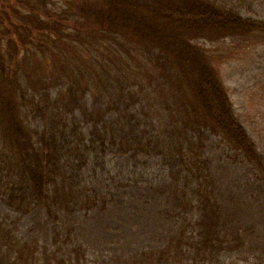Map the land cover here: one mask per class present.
<instances>
[{
	"label": "trees",
	"instance_id": "16d2710c",
	"mask_svg": "<svg viewBox=\"0 0 264 264\" xmlns=\"http://www.w3.org/2000/svg\"><path fill=\"white\" fill-rule=\"evenodd\" d=\"M51 1L0 0V201L7 207L26 214L41 206L46 217L56 220L57 206L70 212L84 205L71 187L54 184L62 160L78 151L73 141L77 131L67 125L65 116L76 109L95 122L98 128L93 133L102 146L119 153L158 155L171 171L185 163L198 180L194 192L207 189L210 179L205 184L200 181L206 162L191 161L186 151L191 146L201 149L202 141L212 136L260 169L254 143L232 113L216 61L200 41L264 43V19L244 15L223 0H63L58 7ZM107 42L130 56L134 52L144 57L141 67L163 91L166 104H151L155 109L152 130L137 133L134 116H130L134 104H122L135 98L132 92L128 97L129 80H116L108 88L110 104H97L96 98L89 112L82 102L85 88L79 93L70 90L69 104H26L29 84L47 82L44 69L54 65L52 59L58 52L72 47L76 55H85L79 60L84 57L85 63L94 64L98 59L89 54L90 46L100 48ZM103 88L107 92L106 84ZM26 110L48 115L49 127L42 133L32 132L25 122ZM114 112L119 115L113 121L105 118ZM187 135L201 141L187 146L183 141ZM260 172L264 182V170ZM162 191L175 201L177 219L175 231L160 246L127 256L90 258L82 244L68 243V235L56 246L21 241L0 220V264H230L237 249L259 247L260 243L247 240L249 229L216 196L205 192L195 199L171 181ZM262 255H247L244 264H264Z\"/></svg>",
	"mask_w": 264,
	"mask_h": 264
},
{
	"label": "rangeland",
	"instance_id": "374dc122",
	"mask_svg": "<svg viewBox=\"0 0 264 264\" xmlns=\"http://www.w3.org/2000/svg\"><path fill=\"white\" fill-rule=\"evenodd\" d=\"M11 1L18 3V0ZM223 1L237 6L244 15L264 19V0ZM51 3L58 7L63 0ZM200 44L216 61V69L232 104V113L250 135L260 169L244 162L219 137L212 136L202 141L199 150H192V146L188 150L187 147V158L193 162H206L200 181L205 184V180L210 179L207 189L194 192L198 180L185 168V163L175 166L173 173L158 155H134L131 150L119 153L114 147L102 146L93 133L98 128L94 126L95 122L76 109L65 116L67 125H73L77 131L73 141L78 151L68 153L62 160L54 184L71 187L74 194L81 196L84 205L74 206L70 212L59 210L57 206V218L52 220L46 217L41 206L36 205L22 214L0 201V220L12 229L16 238L56 246L68 235V243L82 244L90 258L99 259L127 256L140 249L160 246L176 228L175 201L168 197V191H162L163 185L171 181L177 182L178 187L184 188L188 196L195 199L207 192L228 204L229 212L249 229L247 240L256 245L260 243L259 247L237 249L228 260L230 264H244L247 255L252 258L257 253L263 254L264 261V182L260 180V170H264V43L225 39L201 40ZM77 52L72 47L58 52L59 55L52 59L54 65L44 69L43 79L47 82L32 81L29 84L27 97L30 100L26 104L39 103L42 107L44 104L47 107L69 104V91L74 89L79 93L85 88L81 101L89 112L96 98L99 99L97 104H110L112 98L108 88H112L111 84L114 86L118 79L121 82L129 80L128 97L132 92L135 98L122 104H134L130 116H134L137 133L152 130L155 109L151 104H166V97L141 67L145 58L134 52L130 56L124 49L108 42L100 48L90 46L89 54L98 59L94 64L85 63L84 57L79 60V56L85 55H76ZM123 73H127L125 77ZM105 84L107 92L103 88ZM53 110L48 108V111ZM64 110L69 109L64 107ZM25 113V122L32 132L42 133L49 127L48 115L42 116L34 110ZM59 113L64 116L62 111ZM116 114L119 112L108 113L105 118L113 121ZM191 137L183 138L187 146H196L201 141ZM196 155L199 160L194 157Z\"/></svg>",
	"mask_w": 264,
	"mask_h": 264
}]
</instances>
